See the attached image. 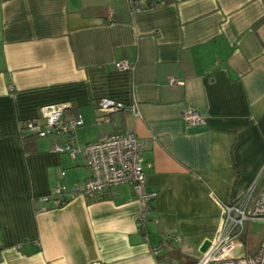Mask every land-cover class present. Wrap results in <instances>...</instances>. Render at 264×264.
Wrapping results in <instances>:
<instances>
[{
	"label": "crops",
	"instance_id": "0c3cea01",
	"mask_svg": "<svg viewBox=\"0 0 264 264\" xmlns=\"http://www.w3.org/2000/svg\"><path fill=\"white\" fill-rule=\"evenodd\" d=\"M101 98L138 113L101 111ZM62 102L82 117L78 145L126 132L142 143L145 189L156 191L142 228L127 182L96 199L39 200L90 174L82 153L53 149L65 135L21 139L25 121ZM187 107L202 121L187 125ZM262 186L264 0L138 11L125 0H0V264H180L174 250L197 260L222 204L249 206Z\"/></svg>",
	"mask_w": 264,
	"mask_h": 264
},
{
	"label": "built area",
	"instance_id": "2783aa9c",
	"mask_svg": "<svg viewBox=\"0 0 264 264\" xmlns=\"http://www.w3.org/2000/svg\"><path fill=\"white\" fill-rule=\"evenodd\" d=\"M177 1L179 0H126V4L130 11H138ZM109 14L112 15V12L110 11ZM114 66L120 70L132 68L126 60L116 61ZM168 83H175V80L170 78ZM96 104L101 111L130 109L134 114L138 113L133 104L124 105L109 98H101ZM68 106L64 102L43 106L40 110V118L25 121L24 129L37 137L65 135V140L55 142L53 149L57 152H67L72 156L82 153L90 174L69 188L63 184L52 186L48 194L40 197L39 200L50 199L54 205H59L64 200L77 195L96 199L106 187L127 182L139 202L136 224L138 228H142L150 216L152 202L156 196V191L145 189V169L150 164L143 161L142 143L135 133L126 132L103 135L96 141L80 146L75 142L73 135L83 120L79 113L67 115ZM181 117L187 125L202 121L200 114L190 107L184 109ZM254 219L264 220V186L249 206L247 199L222 204L216 232L195 264H264V238L252 253L241 238L246 222L249 223ZM88 264L105 263L93 260Z\"/></svg>",
	"mask_w": 264,
	"mask_h": 264
},
{
	"label": "rangeland",
	"instance_id": "374dc122",
	"mask_svg": "<svg viewBox=\"0 0 264 264\" xmlns=\"http://www.w3.org/2000/svg\"><path fill=\"white\" fill-rule=\"evenodd\" d=\"M241 238L246 242L249 252L252 253L258 247L262 238H264V220L254 219L249 223L246 222ZM175 264H177L176 260Z\"/></svg>",
	"mask_w": 264,
	"mask_h": 264
},
{
	"label": "trees",
	"instance_id": "16d2710c",
	"mask_svg": "<svg viewBox=\"0 0 264 264\" xmlns=\"http://www.w3.org/2000/svg\"><path fill=\"white\" fill-rule=\"evenodd\" d=\"M125 2H126V0H125ZM22 135L23 136L21 137V139L26 141L24 143H25V145H27V148H28L29 143L31 145V142H33L37 138V136L31 132L22 133ZM173 252L176 253V256L180 259V261H179L180 264H195L196 263V259H192L189 257H182V254H179L178 251H176V250H174ZM182 258H184V259H182Z\"/></svg>",
	"mask_w": 264,
	"mask_h": 264
},
{
	"label": "water",
	"instance_id": "95a60500",
	"mask_svg": "<svg viewBox=\"0 0 264 264\" xmlns=\"http://www.w3.org/2000/svg\"><path fill=\"white\" fill-rule=\"evenodd\" d=\"M209 244V240H206L205 243L202 246V249L205 250Z\"/></svg>",
	"mask_w": 264,
	"mask_h": 264
}]
</instances>
